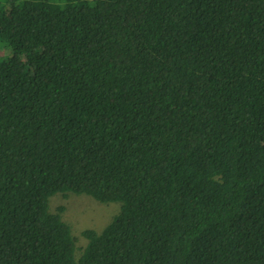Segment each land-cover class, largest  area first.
Segmentation results:
<instances>
[{"label":"trees","instance_id":"obj_1","mask_svg":"<svg viewBox=\"0 0 264 264\" xmlns=\"http://www.w3.org/2000/svg\"><path fill=\"white\" fill-rule=\"evenodd\" d=\"M0 264H264V0H0Z\"/></svg>","mask_w":264,"mask_h":264},{"label":"rangeland","instance_id":"obj_2","mask_svg":"<svg viewBox=\"0 0 264 264\" xmlns=\"http://www.w3.org/2000/svg\"><path fill=\"white\" fill-rule=\"evenodd\" d=\"M50 211L58 213L62 208V220L67 223L76 238V256L86 245L82 232L87 229L101 232L118 211L116 204H101L85 195L56 194L49 200Z\"/></svg>","mask_w":264,"mask_h":264}]
</instances>
